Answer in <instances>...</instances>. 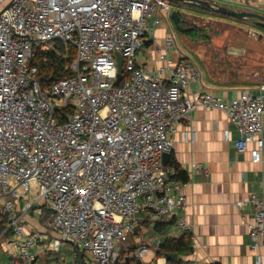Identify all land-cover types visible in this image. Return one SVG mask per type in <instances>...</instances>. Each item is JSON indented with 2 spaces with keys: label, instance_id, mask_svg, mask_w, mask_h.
<instances>
[{
  "label": "built area",
  "instance_id": "2783aa9c",
  "mask_svg": "<svg viewBox=\"0 0 264 264\" xmlns=\"http://www.w3.org/2000/svg\"><path fill=\"white\" fill-rule=\"evenodd\" d=\"M0 8V248L9 264H39L40 253L61 246L74 250L73 259L81 252L80 264H166L143 263L149 248L123 243L140 213L157 221L186 209V181L161 164L177 123L198 108L219 110L237 131V150H249L257 163L264 160V94L241 88L225 100L193 92L200 71L183 52L171 57V32L159 47L160 65L139 61L148 20L169 14L168 0H0ZM55 41L72 47L74 58L66 74L45 83L33 55ZM248 200L250 249L257 250L264 241V172L261 195ZM42 209L53 237L26 225ZM175 225L190 233L193 246L185 216Z\"/></svg>",
  "mask_w": 264,
  "mask_h": 264
},
{
  "label": "crops",
  "instance_id": "0c3cea01",
  "mask_svg": "<svg viewBox=\"0 0 264 264\" xmlns=\"http://www.w3.org/2000/svg\"><path fill=\"white\" fill-rule=\"evenodd\" d=\"M206 1L264 15V0ZM169 2L171 11L177 10L182 19L183 8L190 4ZM157 13L159 14L148 20L149 40L137 55L139 61H147L154 67L160 65L158 50L165 36L171 32L175 40L171 57L176 59L179 52H187L188 57L200 71L199 82L191 86L193 92L202 88L225 100L235 97L241 88H248L252 93L264 94V74L259 68H255L248 78H240L237 73L240 68H245V65L239 64L234 69L230 67L224 73V70L219 71V76L215 77L207 65L202 66L191 58L192 51H195L192 43L195 40V31L190 32L192 28L181 31L174 24L170 25L169 21H172L170 13ZM187 31V34L184 33ZM244 48L243 45H239L232 48L235 52L231 53L241 57L246 54ZM193 54L196 56L195 52ZM225 130L228 132L227 136L224 135ZM237 138L236 129L226 121L223 112L219 110L198 108L187 120L178 122L172 135L173 150L165 163L161 158V164L162 167L171 169L168 163L173 158L187 174L186 185L182 188L186 196V209L184 212L175 211L164 220L157 221H152L146 214L140 213L139 226L131 235L133 240L123 243V247L145 245L149 251L144 256L143 263L155 260L166 263L164 257H156V247L164 238H178L183 234L175 225L176 217L183 215L191 226L194 240L191 253L177 255V261L179 260L181 264H255L257 255H260L261 263L264 264V241L257 250H251L247 227L254 215V206L248 197L251 193L261 195L264 160L254 163L251 161L249 150L239 152L235 145ZM250 147L251 144L249 149ZM192 163H199L201 170L192 171ZM41 218L32 212L25 218L26 225L47 233L42 227L44 224ZM53 236L54 233L49 234V237ZM59 252V256L50 252L40 253L39 264H57L60 260L66 264L72 261L74 264H80L81 252H77L74 259L75 252L71 247L61 246ZM149 253V258H146ZM4 261L9 264V256L5 255Z\"/></svg>",
  "mask_w": 264,
  "mask_h": 264
},
{
  "label": "rangeland",
  "instance_id": "374dc122",
  "mask_svg": "<svg viewBox=\"0 0 264 264\" xmlns=\"http://www.w3.org/2000/svg\"><path fill=\"white\" fill-rule=\"evenodd\" d=\"M183 9V27L195 29V40L192 42L195 51H192L191 56L194 62L202 66L207 65L215 77L219 76V71L224 70V73L230 67L234 69L239 64L245 65V68H240L237 73L240 78H248L255 68H259L264 74V33L256 26L254 20L227 17L198 4H190ZM156 14L159 13L156 12ZM239 45H243L246 52L241 57L231 53L235 52L232 48ZM141 51L142 48L139 53ZM186 53L185 55L188 56ZM44 221L47 222L46 218ZM132 240L131 236L130 242ZM150 243L152 244L153 241ZM55 254L59 256L60 252ZM149 256L150 253L146 258ZM0 257V263L7 264L1 249Z\"/></svg>",
  "mask_w": 264,
  "mask_h": 264
},
{
  "label": "trees",
  "instance_id": "16d2710c",
  "mask_svg": "<svg viewBox=\"0 0 264 264\" xmlns=\"http://www.w3.org/2000/svg\"><path fill=\"white\" fill-rule=\"evenodd\" d=\"M254 21L257 24L256 26L259 27L264 33V24L256 20ZM179 24L183 26L182 19H180ZM192 31L194 33L195 29L194 28L190 29V32ZM184 33L187 34L188 31ZM72 58H74V49L59 41H55L53 45H51L46 50L38 49L33 55V59L36 61L39 72H40V79H42V82H45V83L49 80L51 76L56 77L60 71H64L66 74L68 71H65V69ZM168 166H170L171 168L175 170L176 179L180 181L187 180V174L179 167V165L173 158L170 159ZM39 215L40 217H45V218L48 217V214L43 209L41 211V214ZM44 219L41 218V220H43V224H44ZM3 222L4 220L0 219V225L3 224ZM138 226L136 227V230ZM42 227L46 230V232H48V234H50L45 224L42 225ZM130 238L131 236H128L125 243L130 241ZM137 246L139 245H133L125 249L132 250ZM142 246H145V245H142ZM191 252H192V244H191V239H190V233L183 232V234L178 238H168L167 237V238L162 239L156 247L155 254H156V257L165 258V254L167 253H176L177 255H179V254H187ZM125 264H141V262H136V261L129 259L127 262H125ZM166 264H181V263L179 262V260L172 261V260L166 259ZM214 264H217V263H214Z\"/></svg>",
  "mask_w": 264,
  "mask_h": 264
},
{
  "label": "water",
  "instance_id": "95a60500",
  "mask_svg": "<svg viewBox=\"0 0 264 264\" xmlns=\"http://www.w3.org/2000/svg\"><path fill=\"white\" fill-rule=\"evenodd\" d=\"M168 1L184 2V3H189V4H198V5L205 6L209 9H211L212 11H214L218 14L227 16V17H232V18H236V19L256 20V21L264 24V15L260 14L258 12H254V11L237 10V9H233V8H230L227 6L215 4L213 2L206 1V0H168ZM9 4H7V6ZM170 18H171L173 24L175 25V27L177 29H179L181 31H185L188 29L187 27H183L179 24L181 17H180V14L177 10H172L170 12ZM116 58H117L118 73H117V78L114 82L115 85H117L119 83V80L121 79V71H122V57L120 56V54H116ZM51 79H53V78H51ZM168 158H169V152H165L162 154L163 163H165V161ZM165 258L168 260L176 261L177 260V254L176 253H167V254H165Z\"/></svg>",
  "mask_w": 264,
  "mask_h": 264
}]
</instances>
